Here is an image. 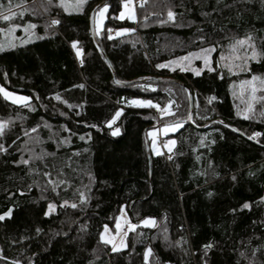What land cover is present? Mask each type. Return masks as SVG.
<instances>
[{"label":"trees","instance_id":"trees-1","mask_svg":"<svg viewBox=\"0 0 264 264\" xmlns=\"http://www.w3.org/2000/svg\"><path fill=\"white\" fill-rule=\"evenodd\" d=\"M101 1L70 12L56 0H11L12 10L28 8L18 23L36 27L31 42L0 52V85L30 97L26 107L0 95V215L11 210L0 221V264H145L148 248L150 264H264V101L253 102L252 118L237 115L249 100L241 81L264 79V56L240 71L230 47L250 37L264 52V0H142L133 22L117 19L124 0H108L100 32L93 17L95 44L89 13ZM123 28L131 31L109 38ZM210 46L214 71L156 67ZM111 68L131 83L114 82ZM133 99L160 108L132 107ZM177 122L166 135L172 151L153 153L149 132ZM122 209L136 227L113 252L100 235L105 225L115 231Z\"/></svg>","mask_w":264,"mask_h":264},{"label":"snow or ice","instance_id":"snow-or-ice-1","mask_svg":"<svg viewBox=\"0 0 264 264\" xmlns=\"http://www.w3.org/2000/svg\"><path fill=\"white\" fill-rule=\"evenodd\" d=\"M52 2H53V0H47V4H49V5L52 4ZM83 3H86V0H80V3H79V5H77V7H79ZM130 4H131V0H124V7L127 10L128 19H135V16H134V14H133V12L131 10ZM59 6L60 7H64L65 11L69 10V7L65 3V0H59ZM16 7H20V5H17ZM107 7H108L107 4H105L104 8L100 10V14H99L100 15V19H99V21H95L94 20V23H97L98 25L102 24L103 19H104V13L107 11ZM47 10L48 9L45 8V11H47ZM24 11H28V8L25 7ZM16 15H17V13L12 11L11 0H9V4H8L7 9H5L3 3L0 2V20L9 22L10 26L7 29V33L9 35H12L14 33L15 29L17 27H20V25H16V24H12L11 23L12 18L14 16H16ZM20 15H23V12H21ZM174 15L175 14L171 10H169L168 11V20L169 21L173 20L174 19ZM124 17H125V13L122 12L120 14L119 18L120 19H124ZM160 22L163 24V23H166L167 21H160ZM59 23H60V21L56 20V19H53L51 21L52 25H57ZM35 27H36L35 24L29 23V24L24 26V30L26 32H28L29 30L34 29ZM0 31H4V29H0ZM128 31H131V30L130 29H122L121 30V32H128ZM119 34H121V33L117 32V35H119ZM40 38H43V37H40ZM109 38H111V32L110 31H109ZM250 39L251 38L249 37L248 40H237L234 44L230 45V47L232 49V52H233V55H234V58L241 61L240 64H236L235 65V67L238 68L240 71H250L249 61L252 60V61L259 62V58L264 56V52H259L256 49L255 45L249 43ZM77 43L78 42H73V44H72L73 48H77ZM245 45H247V48L245 49L244 54L242 56L241 55H235L239 51V49L241 47H244ZM10 47H15V45L14 44H10ZM4 50H5L4 45L0 44V52H2ZM212 51H215L214 47L210 46L208 48H203V49H201V55L197 56L198 59H202L203 60L204 65L206 67H208L209 71H214L215 70L212 67H210V58H209V55H208ZM77 55L78 56L81 55V49H79V48H77ZM193 55L194 54H189V56L180 57V58H178L176 60L169 61L166 64L165 63L158 64V65H156V67L160 68V69L169 68L170 70L175 71L176 68L173 67V65H176V66H178L180 68V71H185V70H187L186 66L182 65L181 61H189L190 62L191 57ZM221 59H225V58L222 56ZM225 67L228 68L229 72L233 71V66L225 65ZM194 71H195L196 75H200L201 74V70H199V69H196ZM147 79H150V78H147ZM116 83H120V81H116ZM245 85H247L248 89H249V100L246 102V107L243 110H240L239 108L237 109V115L243 116L244 119H250V118H252L251 114L253 113V102L254 101H264V95L259 96V97L256 95V93L258 91L264 92V79H262L261 77L253 74L250 80L241 81L242 88ZM80 87H83V85H80ZM143 87L145 88V90H148V88L151 87V86L150 85H144ZM185 91H187V90H185ZM0 94H2L6 100L10 99L13 103H18V104H21V105L26 106V107L29 106L27 102L30 100V97L16 96L13 93L8 92L7 90H5L2 86H0ZM55 98L57 100L61 99L59 94H57ZM213 100H215V97H209V103H211ZM127 103L129 105H131V106H136V107H155L157 109L160 108L159 105L153 104L152 101H150V100L133 99V100L127 101ZM161 111H162V113L163 112H168V108L165 107ZM121 113H122V110L117 111L115 113V115L113 116L112 120L107 122L109 127H111V125L121 115ZM260 115L264 116V111H262L260 113ZM220 123H223V121H221ZM180 126H181L180 123L177 122L171 127L166 126L165 131H175ZM3 127H4V125L0 124V134H2V132H3ZM92 127H96V126L92 125ZM226 127H230V126L226 125ZM33 131H35V129H33ZM119 131H120L119 128L114 129L112 131V135H119ZM260 135H261V133L254 132L252 134V136H249L248 138L249 139H255L256 137H258ZM80 139L84 140L85 137L81 136ZM213 143H214V141H213ZM153 144H155V137H153ZM169 144L174 145L175 141H170L169 143H166L164 145V147H167L169 152H171L172 148L169 146ZM201 144H203V138L201 139ZM157 154H159V152H157ZM168 158L172 159L171 156H169ZM196 159L199 160L200 156H197ZM23 163L27 164L28 161L24 160ZM45 175H48V174L46 173ZM233 179H235V177H233ZM50 183H51V181H50ZM59 183H64V181H59ZM85 187H87V186H85ZM53 190H55V187L53 188ZM208 195L211 196L212 193H208ZM80 199H81V203H85L86 204L87 200H88V197L85 195L84 192H80ZM67 203L68 202L65 201V204H67ZM61 206H63V205H61ZM71 207L76 208L77 204L73 203L71 205ZM242 207L243 208H250V205L248 203H245ZM48 208H49V211L45 213L46 216L49 215L52 211L55 210V205L50 203ZM10 216H11V210H9L8 212L4 213L3 215H0V221H3L5 219V217H10ZM124 223L128 224L129 230H133L136 227V225H132L129 221L125 220ZM142 223L145 226L155 227V221L150 219V218H146L145 220L142 221ZM116 228L117 229H122L121 219H119V218H117V220H116ZM37 231L39 232L40 229H37ZM166 231H167V229H165V232ZM108 232H109V228H108L107 225H105L104 226V232L101 233L100 239L106 245L107 244H111L113 252H117L121 248L127 247V245L125 243V240H124V237L127 236V232L121 231V238L119 240V244L116 243V238L114 236L106 235ZM164 239L165 240L168 239L167 235L164 236ZM184 242L186 243L187 241H184ZM177 243L179 244L181 242L177 241ZM212 247H213V245L211 243H209L207 245H204L205 255H207L208 250H210ZM257 251H259V248L255 249L253 251V256L256 255ZM151 254H152V249L151 248L146 249V251L144 253L145 264H147L149 256ZM241 255L243 256L244 254L241 253ZM245 258L247 259V257H245ZM13 264H19V262L13 261ZM89 264H92V262H89ZM204 264H207L206 260H205ZM249 264H254V261L249 260Z\"/></svg>","mask_w":264,"mask_h":264},{"label":"rangeland","instance_id":"rangeland-1","mask_svg":"<svg viewBox=\"0 0 264 264\" xmlns=\"http://www.w3.org/2000/svg\"><path fill=\"white\" fill-rule=\"evenodd\" d=\"M56 1L59 2V0H56ZM65 3L68 5V7H69V10L68 11H70V12L79 11L81 9V6H82V5H80L79 7H77V5H79V3H80V0H65ZM130 7H131V10H132V12H133V14L135 16V19H128V17H127V10L124 7V1L121 4V11L118 13L117 19L118 20H128L130 22L135 21L136 20L135 0H131ZM103 8L104 7H101L99 9H97L98 11H96V13H95V21H99V19H100V15H99L100 14V10L103 9ZM12 11L13 12H16L17 15L12 18L11 23L12 24H16V25H20V27H17L15 29L14 33L12 35H9L7 33V29L10 26L9 22L0 20V29H4V31H0V44H3L4 47H5V49L10 48V44H14L16 46V45H21V44L29 43L33 39H35L34 38L35 36L33 34L34 33V29H31L28 32H26L24 30V26L27 25V24H19L18 23L19 22L18 20L20 18H22V16L25 14V12L23 10H12ZM21 12H23V15H20ZM107 12H108V8H107V11L104 13V19H103L102 24H99L98 25L97 23H95V30H96V32H100L103 29L104 22H105V20L107 18ZM122 12L125 13L124 19H120L119 18L120 17V14ZM13 20H16V23L12 22ZM123 29H126V28H123ZM121 30L122 29H118L117 31L112 32L111 33V36H116L117 35V32H120L121 33L118 36L123 35V34L126 33V32H121ZM189 54H194L191 57L190 62L189 61H181V64L184 65V66H186V69L192 70L193 72H195L194 70H196V69H199L201 71L202 70H205V69H208V67H206L204 65L203 60L197 58L198 55H201V50L200 51H197V52H194V53H189ZM189 54H187L185 56H182V57L189 56ZM208 55H209L210 64H211V53H209ZM178 58H180V57H178ZM178 58H174L172 60H176ZM224 58L225 59H223L222 64L223 65H228V61L230 62V58L229 57H224ZM172 60H169V61H172ZM169 61L165 62V64L168 63ZM239 61L240 60H237L236 62L239 63ZM173 67H175L176 70H180V68L178 66H176V65H173ZM166 69L169 70L172 73L174 72L173 70H170L169 68H166ZM4 89L7 90L8 92L13 93L16 96H26V97H29L26 94L17 93V92L8 90L6 88H4ZM0 95H1V97L4 100H6L2 94H0ZM6 101H8V102H10L11 104H14V105H18V106L21 105V104H18V103H13L10 99H7ZM132 107H136V106H132ZM164 113L167 114V112H163V114ZM173 125L174 124L163 125V126L157 128V129H153V130H151L149 132L148 138H149V141H150V148H151V150H152L153 153H156L157 154V152H159V153H161V152H167L168 153L169 152L168 148L167 147H164V145L166 143H169L171 141L169 139H166V135L168 133H171V132H174V131H165V128H166V126L171 127ZM178 129H179V127L176 130H178ZM153 137H155V144H153ZM169 146L172 148V145L171 144H169ZM117 218L121 219L122 229H117L116 228V222H115V231L112 232V231L109 230V232L106 235L114 236L116 238V243L119 244V240L121 238V231L127 232V235H128L131 231L134 230V229L133 230H129L128 224L127 223H124V221L125 220L126 221H129L132 225H134V224L130 221V219L128 218V215L126 214V212H125L124 209L121 210V212H120V214H119V216ZM142 225H144V224L142 223ZM126 237H124L125 243H126ZM109 245L111 246V249H112V245L111 244H109ZM121 249H123V248H121ZM144 263H145V259H144ZM147 264H150V256H149V259H148Z\"/></svg>","mask_w":264,"mask_h":264},{"label":"water","instance_id":"water-1","mask_svg":"<svg viewBox=\"0 0 264 264\" xmlns=\"http://www.w3.org/2000/svg\"><path fill=\"white\" fill-rule=\"evenodd\" d=\"M107 1H108V0H102L101 2H99L98 4H96V5L91 9V11H90V13H89V27H90V31H91L92 40H93V42H94L95 44H97V42H96L95 31H94V27H93V17H94L95 12L97 11V9L101 8L102 6H104V4H105ZM99 49H100V48H99ZM100 51H101V49H100ZM101 53H102V51H101ZM102 54H103V53H102ZM103 56L105 57L104 54H103ZM105 60H106L107 64H108L109 66H111L110 63H109V61H108V59H107L106 57H105ZM111 71H112L113 80H114V82H116L115 72H114V70H113L112 68H111ZM157 80L173 81V79H170V78H159V79H157ZM129 83H131V82H127V83H119V84H129ZM188 92H189L188 95H189L190 114H189V116L186 118L187 121L190 120V118H191V116H192V114H193V97H192V93L190 92V90H189Z\"/></svg>","mask_w":264,"mask_h":264},{"label":"built area","instance_id":"built-area-1","mask_svg":"<svg viewBox=\"0 0 264 264\" xmlns=\"http://www.w3.org/2000/svg\"><path fill=\"white\" fill-rule=\"evenodd\" d=\"M140 1H142V0H135V4H136L137 2H140Z\"/></svg>","mask_w":264,"mask_h":264}]
</instances>
